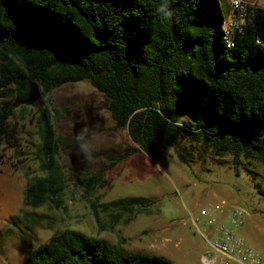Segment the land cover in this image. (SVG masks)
<instances>
[{
    "label": "trees",
    "instance_id": "1",
    "mask_svg": "<svg viewBox=\"0 0 264 264\" xmlns=\"http://www.w3.org/2000/svg\"><path fill=\"white\" fill-rule=\"evenodd\" d=\"M161 0H0V147L13 145L12 117L63 84L88 81L102 93L117 129L159 156L183 139L238 164L264 166V10L256 9L226 48L219 0H172L174 15L156 13ZM260 39L262 42L257 43ZM53 111L35 117L36 159L44 175L24 190L33 209L60 206L66 178ZM97 152L108 163L82 174L88 195L103 173L125 158ZM190 154V152H188ZM181 163L185 155L176 152ZM253 179L257 173L244 167ZM264 196V188L254 182ZM150 199L90 201L93 214L129 220ZM22 264H173L162 255L130 252L79 230L57 232Z\"/></svg>",
    "mask_w": 264,
    "mask_h": 264
},
{
    "label": "rangeland",
    "instance_id": "2",
    "mask_svg": "<svg viewBox=\"0 0 264 264\" xmlns=\"http://www.w3.org/2000/svg\"><path fill=\"white\" fill-rule=\"evenodd\" d=\"M229 9L231 0H219ZM45 108L53 111L55 130L62 140L58 161L66 178L60 206L45 204L33 209L24 203L31 179L44 175L36 159L39 143L35 117ZM13 145L0 147V264H22L31 250L53 234L67 229L122 245L130 252L162 255L173 264H203V242L191 223L201 206L224 201L241 207L245 221L237 233L252 248L264 252V166L238 164L233 155H213L183 139L159 156L134 145L126 129L114 127L102 93L86 81L63 84L33 105L17 109ZM87 127L96 147L90 162L77 155L74 135ZM128 154L103 173L104 183L92 195L79 185L82 174H95L108 163L97 152ZM185 155L181 163L175 155ZM190 152V154H188ZM244 167H251L255 179ZM150 199L144 210L129 220L113 221L107 212L93 214L90 201L107 202L123 197ZM228 208V207H226ZM203 231L204 227L199 226Z\"/></svg>",
    "mask_w": 264,
    "mask_h": 264
},
{
    "label": "built area",
    "instance_id": "3",
    "mask_svg": "<svg viewBox=\"0 0 264 264\" xmlns=\"http://www.w3.org/2000/svg\"><path fill=\"white\" fill-rule=\"evenodd\" d=\"M256 9L264 10V0H231L228 12L221 24L226 48L234 46L233 35L242 30L247 18ZM257 43L262 41L258 39ZM228 207V208H226ZM245 221L241 207L227 206L224 201L210 206H201L191 223L197 229L203 250V264H252L253 260L264 264V252L250 247L237 233ZM204 227L203 231L199 226Z\"/></svg>",
    "mask_w": 264,
    "mask_h": 264
},
{
    "label": "clouds",
    "instance_id": "4",
    "mask_svg": "<svg viewBox=\"0 0 264 264\" xmlns=\"http://www.w3.org/2000/svg\"><path fill=\"white\" fill-rule=\"evenodd\" d=\"M171 2L172 0H161L156 8V13L160 14L162 17L173 16L174 10L171 8ZM73 139L77 148V155L82 156L84 161L90 162L96 151V147L87 127L77 132ZM252 264H259V261L253 260Z\"/></svg>",
    "mask_w": 264,
    "mask_h": 264
}]
</instances>
